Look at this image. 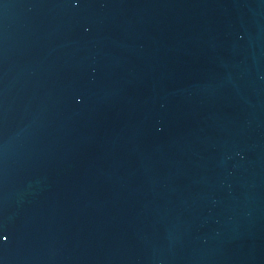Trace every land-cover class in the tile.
<instances>
[{
    "label": "water",
    "instance_id": "95a60500",
    "mask_svg": "<svg viewBox=\"0 0 264 264\" xmlns=\"http://www.w3.org/2000/svg\"><path fill=\"white\" fill-rule=\"evenodd\" d=\"M0 264H264V0H0Z\"/></svg>",
    "mask_w": 264,
    "mask_h": 264
},
{
    "label": "snow or ice",
    "instance_id": "6c2138e0",
    "mask_svg": "<svg viewBox=\"0 0 264 264\" xmlns=\"http://www.w3.org/2000/svg\"><path fill=\"white\" fill-rule=\"evenodd\" d=\"M5 233H6V228L2 224H0V237L6 240L8 237L5 235Z\"/></svg>",
    "mask_w": 264,
    "mask_h": 264
}]
</instances>
